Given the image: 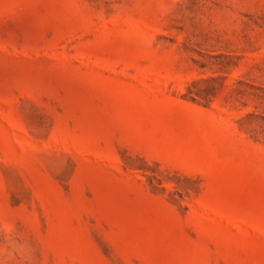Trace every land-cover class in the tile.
Instances as JSON below:
<instances>
[{
    "label": "rangeland",
    "instance_id": "1",
    "mask_svg": "<svg viewBox=\"0 0 264 264\" xmlns=\"http://www.w3.org/2000/svg\"><path fill=\"white\" fill-rule=\"evenodd\" d=\"M0 264H264V0H0Z\"/></svg>",
    "mask_w": 264,
    "mask_h": 264
}]
</instances>
